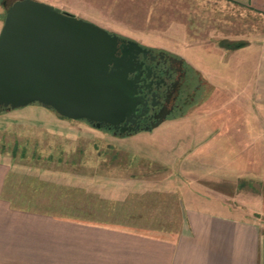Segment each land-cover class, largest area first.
<instances>
[{
	"label": "rangeland",
	"instance_id": "1",
	"mask_svg": "<svg viewBox=\"0 0 264 264\" xmlns=\"http://www.w3.org/2000/svg\"><path fill=\"white\" fill-rule=\"evenodd\" d=\"M3 1L8 6L14 0H0V26L5 13ZM37 1L56 6L105 30L111 29L108 31L118 37L142 45L150 43L147 46L151 49L179 57L177 51L184 54L183 48L173 49L165 42L153 44L151 39L158 36L154 26L160 24L161 40L179 39L183 44L187 41V44L215 46L221 39L243 38L264 25V16L223 0H134L131 3L137 2L138 6L133 13L139 15H134L132 20H124L120 14L124 0ZM158 12L161 21L155 17ZM127 24L131 30H127ZM182 59L191 72L190 86H194L182 110L168 120L187 117L183 122L208 125L215 133L214 129L219 128L221 137H210L198 145L188 137L190 130H167L164 122L159 126H163L160 131L165 130L162 135L159 131L128 136L112 134L83 120L60 119L36 104L0 111V163L9 170L6 184L11 196H16L17 204L33 201L34 205L42 204V210L62 212L69 217L91 210L94 218L122 221L120 204L112 202L121 196L124 186L145 184L155 188L168 185L169 180L172 185L180 186L185 181L189 193L182 197L180 194V199L189 200L191 207L242 218L258 234L264 235V145L253 146L242 136V132L261 130L250 128L256 121L247 108L239 106L238 94L221 91L217 85L222 81L211 79L208 84L199 72H204L201 69L204 65L193 57H187L192 65ZM209 66L215 69V65ZM227 66L221 73L233 78L239 73L238 76L247 78L245 69L240 73L235 72L234 65ZM212 69L205 70L203 76H211ZM243 98L248 99L247 92ZM222 123L225 130L221 129ZM224 131L240 136V142L235 146L228 143L222 136ZM186 170L192 172L189 179L185 178ZM196 182L203 184L207 191L197 187ZM160 196L162 202L176 200L166 193ZM152 197L146 194L126 199L148 201ZM215 201L223 202L224 210L216 209Z\"/></svg>",
	"mask_w": 264,
	"mask_h": 264
},
{
	"label": "crops",
	"instance_id": "2",
	"mask_svg": "<svg viewBox=\"0 0 264 264\" xmlns=\"http://www.w3.org/2000/svg\"><path fill=\"white\" fill-rule=\"evenodd\" d=\"M132 1L124 0L126 3L121 6L120 14L124 20H132L134 15H139L133 13L138 3L134 5ZM223 1L264 16V0ZM160 16L158 12L155 17L161 21ZM110 23L116 25L114 21ZM159 25L154 26L153 31L158 32V36L151 39L153 44L165 42L170 48H183L184 54L178 51L177 54L187 63L192 65L187 59L191 56L204 65L201 68L204 72L199 70L202 79L208 84H211L208 82L211 79L222 81L217 85L221 91L226 93L229 90L234 96L238 94L239 106L247 108L256 121L250 128L261 130L255 134L242 132V136L253 146L264 145V25L249 31L243 38L221 39L243 41L242 46L234 49L224 48L219 43L221 40L215 46L187 44V41L183 44L179 39L161 40ZM127 26V30L132 29L130 24ZM209 65H215V69ZM231 65H234L235 72L241 73L245 69L247 78L238 76L239 73L234 78L221 73L224 67ZM209 68L213 70L209 72L211 76H203ZM230 80L233 83H226ZM246 92L248 99L243 98ZM185 118L164 121V129L190 130L188 137L198 145L210 137H221L219 128L214 129L215 133L209 130L208 125L183 122ZM159 126L149 133L159 131L160 135L164 134V129L160 131L163 126ZM221 127L226 129L224 123ZM223 133L228 143L235 146L240 142V136ZM237 153L240 154V150ZM186 172L185 178L189 179L192 172ZM8 176V168L0 163V264H264V235L258 234L256 228L242 218L191 207L189 200L180 199V194L182 197L189 193L185 181L180 186L172 185V180L168 185L155 188L145 184L124 186L121 196L112 202L120 204L122 221H110L94 218L90 209L88 213L76 212L69 217L62 212L42 210V204L34 205L33 201L17 204L16 196H11L6 184ZM202 176L216 177L213 174ZM196 186L207 191L203 184L196 182ZM161 193L175 197L177 201L162 202ZM146 194L153 197L148 201H127ZM213 204L216 209L224 210L223 202L215 201Z\"/></svg>",
	"mask_w": 264,
	"mask_h": 264
},
{
	"label": "water",
	"instance_id": "3",
	"mask_svg": "<svg viewBox=\"0 0 264 264\" xmlns=\"http://www.w3.org/2000/svg\"><path fill=\"white\" fill-rule=\"evenodd\" d=\"M37 0H14L0 26V108L31 104L67 120L113 129L135 105L126 78L134 40ZM157 126L155 124L151 128Z\"/></svg>",
	"mask_w": 264,
	"mask_h": 264
},
{
	"label": "flooded vegetation",
	"instance_id": "4",
	"mask_svg": "<svg viewBox=\"0 0 264 264\" xmlns=\"http://www.w3.org/2000/svg\"><path fill=\"white\" fill-rule=\"evenodd\" d=\"M2 5L7 7L4 1ZM127 40L118 37L117 56L121 55L122 47L119 45L127 46ZM137 44L142 50L130 51L131 71L126 75L133 88L135 105L128 120L124 119L114 129L109 125H100L112 134L128 136L150 132L182 110L194 86H190L191 72L181 57ZM155 124L157 126L151 128Z\"/></svg>",
	"mask_w": 264,
	"mask_h": 264
},
{
	"label": "trees",
	"instance_id": "5",
	"mask_svg": "<svg viewBox=\"0 0 264 264\" xmlns=\"http://www.w3.org/2000/svg\"><path fill=\"white\" fill-rule=\"evenodd\" d=\"M224 48H227V49H234V48H238L240 46L243 45V41H226V40H221L219 42ZM37 105V104H36ZM0 111H5L4 108H0ZM52 111V110H50ZM53 112V111H52ZM54 113V112H53ZM55 114V113H54ZM56 115V114H55ZM58 116V115H56ZM60 119H65V118H62L60 116H58ZM67 120V119H65Z\"/></svg>",
	"mask_w": 264,
	"mask_h": 264
}]
</instances>
